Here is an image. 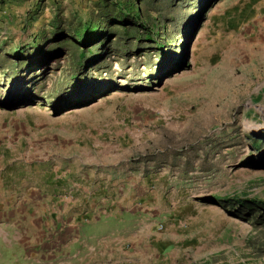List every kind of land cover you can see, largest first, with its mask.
<instances>
[{"label": "rangeland", "instance_id": "rangeland-1", "mask_svg": "<svg viewBox=\"0 0 264 264\" xmlns=\"http://www.w3.org/2000/svg\"><path fill=\"white\" fill-rule=\"evenodd\" d=\"M116 1L0 0V264H264V0H194L159 51L101 24L71 80L55 21Z\"/></svg>", "mask_w": 264, "mask_h": 264}, {"label": "trees", "instance_id": "trees-1", "mask_svg": "<svg viewBox=\"0 0 264 264\" xmlns=\"http://www.w3.org/2000/svg\"><path fill=\"white\" fill-rule=\"evenodd\" d=\"M193 2L194 0H118L111 6L101 5L98 13L101 22L97 20L87 23L76 29L72 37L63 35L58 26L60 22L55 21L51 49L67 52L75 66L71 80L79 83L87 68L101 59L100 51L107 50L106 40L111 35L115 38L113 47L118 54L127 53L132 43L136 45L135 51L141 49L142 45H146L145 50L159 51L163 47L160 40L166 35V27L174 26L177 31H181L186 18L184 11ZM106 23L113 26L112 34L102 38L104 32L101 31V24ZM238 204L248 213L264 210V202L239 200Z\"/></svg>", "mask_w": 264, "mask_h": 264}]
</instances>
